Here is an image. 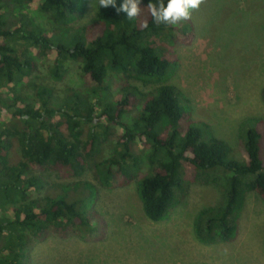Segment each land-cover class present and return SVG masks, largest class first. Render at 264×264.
<instances>
[{"label": "trees", "instance_id": "obj_1", "mask_svg": "<svg viewBox=\"0 0 264 264\" xmlns=\"http://www.w3.org/2000/svg\"><path fill=\"white\" fill-rule=\"evenodd\" d=\"M89 1L0 0V207L13 205L11 215L0 214V238L7 235L15 242L0 249V264H22L21 252L31 238L44 241L53 233L66 238L92 231L94 217L86 202L94 192L89 184L75 183L64 188V195L27 202L42 189L34 173L52 171L78 179L91 166L105 188L127 187L138 179V197L152 222L166 219L187 196L191 182L221 185L222 202L198 213L195 235L205 245L235 242L247 195L264 201L259 149L264 121L248 122L253 127L246 136L247 162L230 159V145L194 121L184 91L169 84L178 62L157 44H191L196 37L192 17L177 25L156 24L147 5L158 0H142V13L134 19L98 4L95 22L70 34L75 16L86 11ZM122 3L116 0L117 7ZM13 5V10H22L16 22L10 20ZM30 8L65 30L50 34L32 26ZM46 58L52 59V73L59 81L65 78L66 62L81 60L89 98L70 90L55 108L53 92L44 85L35 99L13 97L8 88L34 77L37 59ZM131 81L158 87L143 93ZM14 140L23 157L17 165L9 162ZM134 145L149 148L148 154L136 155Z\"/></svg>", "mask_w": 264, "mask_h": 264}, {"label": "rangeland", "instance_id": "obj_2", "mask_svg": "<svg viewBox=\"0 0 264 264\" xmlns=\"http://www.w3.org/2000/svg\"><path fill=\"white\" fill-rule=\"evenodd\" d=\"M97 6L98 0L89 1L86 11L75 16L70 34L95 22ZM15 7H11V22H16V14L22 12L13 10ZM27 14L32 26L50 34L65 30L38 14L36 8H30ZM192 21L196 37L191 44L173 47L157 41L178 62L169 84L188 97L191 118L204 123L216 138L230 145L233 150L230 159L246 163V136L253 127L248 122L264 121V0H204L194 11ZM37 64L34 77L8 88L13 97L35 99L37 89L44 85L53 92L51 105L55 108L65 102L70 90L89 98L81 60L66 62L67 72L62 81L53 76L52 59H37ZM131 82L143 93L158 87ZM64 134L69 137L66 129ZM87 136L86 127L83 143ZM259 149L264 160V138L259 141ZM133 152L143 156L149 148L134 145ZM21 161L22 149L14 140L9 162L17 165ZM34 174L42 182V189L33 192L27 202L64 195L65 187L79 182L92 186L94 197L86 204L94 217L93 229L89 233L77 231L66 238L55 233L44 241L31 238L21 252L22 264H264V201L256 194L247 195L237 240L231 244L205 245L196 238L195 219L201 210L222 202L221 185L191 182L187 196L169 210L166 219L152 222L138 197V179L127 187L105 188L92 166L78 179H67L52 171ZM84 194L90 196L91 192ZM12 207H0V214L11 215ZM13 243L4 235L0 238V249Z\"/></svg>", "mask_w": 264, "mask_h": 264}, {"label": "clouds", "instance_id": "obj_3", "mask_svg": "<svg viewBox=\"0 0 264 264\" xmlns=\"http://www.w3.org/2000/svg\"><path fill=\"white\" fill-rule=\"evenodd\" d=\"M204 0H158L157 3L150 2L147 9L154 23L165 25H177L181 21L190 20L192 13L198 10ZM142 0H123V3L117 7L116 0H98L100 8L113 7L116 13H125L127 19H134L141 15ZM145 21L143 27H147Z\"/></svg>", "mask_w": 264, "mask_h": 264}]
</instances>
